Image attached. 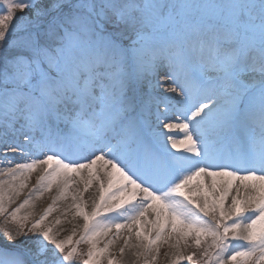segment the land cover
Returning a JSON list of instances; mask_svg holds the SVG:
<instances>
[{
	"label": "snow or ice",
	"instance_id": "obj_1",
	"mask_svg": "<svg viewBox=\"0 0 264 264\" xmlns=\"http://www.w3.org/2000/svg\"><path fill=\"white\" fill-rule=\"evenodd\" d=\"M165 248L264 264V0H0V264Z\"/></svg>",
	"mask_w": 264,
	"mask_h": 264
},
{
	"label": "bare ground",
	"instance_id": "obj_2",
	"mask_svg": "<svg viewBox=\"0 0 264 264\" xmlns=\"http://www.w3.org/2000/svg\"><path fill=\"white\" fill-rule=\"evenodd\" d=\"M175 135H179V133L177 132V133H175ZM36 175L37 174H33L32 182H31L33 184L35 183ZM94 191H95V189H90L89 192L85 194V199L86 200H89V197L91 196L92 192H94ZM26 193H27V189H25V194ZM24 198L25 197L22 195L17 200V204H19L20 202H22ZM44 201H47L48 202V205L51 203V200L49 199V194L46 193L44 195V197L42 198V200H39V201H36L35 202L36 203L35 211L37 213L43 211L44 208H41V207H42ZM230 202H231V197H229V200H228V203H230ZM17 204L12 205V208L16 207ZM63 206H64V202H61L60 203V207L62 208ZM30 210L31 209H24V210H22V214H23V212H27V211H30ZM87 210L88 211H91V201L90 200H89V208ZM58 216H60V212L59 211H54L49 216L48 220L45 221V223L46 224H53L54 223V220ZM69 219H70V217H69ZM74 223L77 224V225H82L83 224V220L82 219H77ZM71 229H72V224H69L67 222L62 223L61 225H54V227H53L54 233L55 232H59L60 233L59 236H58V239H64V238H66L71 233ZM79 235H80V229L77 230V235L75 237H73V241H75L76 239H79ZM109 235H111V233ZM121 246H122V241H118L117 244L112 247L111 251L113 253H117L119 247H121ZM161 251H162V254H163L164 249H162ZM117 258H119V257L117 256ZM125 259L130 260L131 258L126 256ZM164 264H168V262L166 261V259L164 261Z\"/></svg>",
	"mask_w": 264,
	"mask_h": 264
},
{
	"label": "rangeland",
	"instance_id": "obj_3",
	"mask_svg": "<svg viewBox=\"0 0 264 264\" xmlns=\"http://www.w3.org/2000/svg\"><path fill=\"white\" fill-rule=\"evenodd\" d=\"M48 206V202L47 201H44L43 205L41 208H46ZM77 240V239H76ZM75 242V241H73ZM167 249L165 248L164 251H166ZM80 251L82 252H86L87 251V245H80ZM164 261H165V257L163 256V254L161 255L160 257V261H159V264H164ZM76 264H80L79 261L76 262Z\"/></svg>",
	"mask_w": 264,
	"mask_h": 264
}]
</instances>
